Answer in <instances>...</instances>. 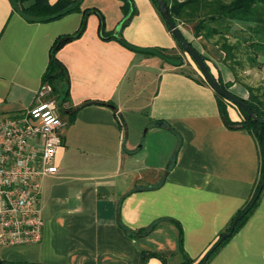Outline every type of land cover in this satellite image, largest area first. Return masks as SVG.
Instances as JSON below:
<instances>
[{
	"label": "crops",
	"instance_id": "1",
	"mask_svg": "<svg viewBox=\"0 0 264 264\" xmlns=\"http://www.w3.org/2000/svg\"><path fill=\"white\" fill-rule=\"evenodd\" d=\"M131 2L136 13L120 31L123 0H83L79 11L46 22L26 20L11 0H0V116L36 104L55 40L76 32L85 10H98L117 34L102 39L92 12L82 36L57 52L69 72L70 100L60 109L59 172L41 180L43 239L0 246V262L140 264L144 252L162 256L147 264L198 262L251 197L260 178L256 137L225 123L194 62L172 66L120 42L183 56L152 1ZM183 33L237 96L249 99L251 83L264 81V53L259 65L238 70L213 37H196L191 26ZM226 102L231 121L242 122L237 105ZM124 113L136 133L147 128L143 144L128 133ZM208 264H264V198Z\"/></svg>",
	"mask_w": 264,
	"mask_h": 264
},
{
	"label": "trees",
	"instance_id": "2",
	"mask_svg": "<svg viewBox=\"0 0 264 264\" xmlns=\"http://www.w3.org/2000/svg\"><path fill=\"white\" fill-rule=\"evenodd\" d=\"M21 5V8L26 16L29 18H39L45 16H51L65 8L72 5L76 0H57L55 3H51V0H17ZM123 12L124 19L120 24V31L124 29L131 21L132 17L136 13L133 8L131 0H123ZM157 8L161 18L166 24L168 30L172 33L178 46L184 51L185 48L178 42L176 36L173 34L167 23L165 22L157 0H151ZM167 7L170 10L173 20L180 27V25H189L193 28L196 37H205L210 39L217 35H226L230 32L234 22L241 23V29L237 36L238 39L243 40L245 46L256 50L257 55L250 57L253 65H259L257 56L260 53H264V0H164ZM79 11L80 6L73 11ZM72 12V11H71ZM95 12L99 15V34L104 40L117 39L115 32H108L106 30L105 18L96 9L85 10L83 19L81 21L78 30L71 34H65L59 36L50 51V58L47 69L43 76V81L49 83L52 87V96L58 101V106L62 110L64 109L65 103L70 100V76L66 66L57 58V52L67 43L79 38L84 33L87 26V17L90 13ZM185 40L196 48L185 36L182 29L180 28ZM221 48L226 53V59L233 60L236 58L235 53H238L239 46L230 44L227 41L221 42ZM197 49V48H196ZM199 51V49H197ZM163 51V50H162ZM200 52V51H199ZM201 53V52H200ZM202 54V53H201ZM255 55V53H254ZM203 58L207 62L208 57L202 54ZM192 61L197 65L201 74L202 71L198 66L197 62L192 56ZM208 64V63H207ZM209 67V65H208ZM210 69V67H209ZM211 71V69H210ZM202 78L203 74L201 75ZM215 77V76H214ZM219 85L229 90L231 83H224L221 77H215ZM205 82L207 80L204 78ZM230 91V90H229ZM251 93V92H250ZM218 98V104L224 118L225 123L228 126L240 125L243 128L248 129L254 134L258 142L261 151V163H260V178L253 190V193L246 205L239 210V212L232 218L229 228L226 234H221L219 240L213 245L211 250L203 256L201 260L195 262L190 258H186L182 264H208L214 256L224 247L230 238L236 234L248 221L250 215L254 212L260 201L261 195L264 191L263 177H264V124L256 123L250 113L243 109L241 106H237L244 115V120L240 123H234L231 121L228 115L227 102L224 97L216 93ZM252 97V98H251ZM249 104L252 111L256 112L259 116L264 118V110L260 108L258 103L255 101V97L251 94L249 99H245ZM179 225V223H178ZM155 226V225H154ZM151 226L145 230H142L141 235H146L154 227ZM180 226V225H179ZM181 230V229H180ZM180 243L183 244L181 237ZM161 256L160 253H149L144 252L141 257L140 264H147L149 257ZM1 264H11L0 262ZM165 264V261H164Z\"/></svg>",
	"mask_w": 264,
	"mask_h": 264
},
{
	"label": "built area",
	"instance_id": "3",
	"mask_svg": "<svg viewBox=\"0 0 264 264\" xmlns=\"http://www.w3.org/2000/svg\"><path fill=\"white\" fill-rule=\"evenodd\" d=\"M52 87L43 83L36 104L19 116H0V246L40 243L41 180L59 172L63 122Z\"/></svg>",
	"mask_w": 264,
	"mask_h": 264
},
{
	"label": "water",
	"instance_id": "4",
	"mask_svg": "<svg viewBox=\"0 0 264 264\" xmlns=\"http://www.w3.org/2000/svg\"><path fill=\"white\" fill-rule=\"evenodd\" d=\"M82 2H83V0H76L69 7L65 8L64 10L60 11L59 13H56V14L51 15V16H45V17H39V18H29L28 16H26L24 14L19 2L17 0H11V3L13 5V8L15 11L20 16L25 18L26 20H30L33 22H46V21H50V20H54V19H57L59 17H62L64 15L70 13L71 11L76 9L77 7H79L82 4ZM157 3L159 5L161 14H162L165 22L167 23V25L169 26V28L171 29L173 34L176 36L178 42L185 48L186 53L188 55L192 56L194 58V60L197 62L198 66L200 67V69L202 71L203 77L207 80V82L215 90V92L218 93L219 95H221L222 97H224L226 100H228L232 104H235L237 106H241L243 109L248 111L256 123L264 124V118L259 116L256 112L252 111L249 107V104L245 101V99L235 95L231 91L226 90L219 85L216 78L214 77V74L210 71L208 64L205 61V59L203 58L202 54L185 40L182 32L180 31V27L173 20L172 15L170 13V10L166 5V2L164 0H157ZM119 40L123 45L130 48L131 50H134V51L140 52V53H147V54L155 55V56L165 60L168 64H170L172 66L179 67V66H182L185 62L184 56L169 55V54H166L165 52H163L157 48H142V47L134 46L123 38H120ZM104 104L114 108V106L112 104H107V103H104ZM120 118L122 119V121H124V117L122 115H120ZM263 184H264V177H263ZM228 235H230V233H227V236Z\"/></svg>",
	"mask_w": 264,
	"mask_h": 264
},
{
	"label": "rangeland",
	"instance_id": "5",
	"mask_svg": "<svg viewBox=\"0 0 264 264\" xmlns=\"http://www.w3.org/2000/svg\"><path fill=\"white\" fill-rule=\"evenodd\" d=\"M189 25H180V28L182 29V31H184L185 33H187V30L189 29ZM239 34V31H236L235 32H229L227 33L226 35H217V36H214L213 37V40L212 42H216V44H218L220 47H221V42L223 41H227L229 42L230 44H233V45H237L239 46V50H238V53H235V56H236V59H233L231 61L232 65H234V67L236 66L238 68V70L241 68L243 69H247V67L249 66H253V62L251 61L250 57H254L257 55V52H255L256 50H251V48L245 46V44L243 43V40H240L237 38ZM255 53V55H254ZM147 54V53H146ZM184 58L188 61V62H193L190 55H188L186 52L183 51V54ZM149 56L153 57V58H157L159 60H162L161 58L155 56V55H152V54H149ZM256 65V63H255ZM197 66V65H196ZM198 68V67H197ZM235 69V68H234ZM186 70H190V68L186 69ZM199 69H197L198 71ZM191 72V71H190ZM199 72V75H202L200 70L198 71ZM192 74H194V71L191 72ZM251 93L250 95L252 94L254 97H255V101L258 103V105L260 106V108H262V110H264V81L262 80H259V79H256L254 80L252 83H251ZM232 91V90H231ZM232 93H235L234 91H232ZM236 95V94H235ZM240 97V96H239ZM252 98V97H251ZM236 106V105H234ZM237 107V106H236ZM59 114H60V117H62V114L63 112L59 110ZM130 114L129 113H124V122H126V124L131 123V126L128 127V133L131 135V137H135L137 135V139L138 141H141L139 142V145L143 144L144 143V140H143V135L146 134V130L147 128L144 127L143 129L139 130V128L137 129V133L134 131V126H133V123L131 122V117L129 116ZM168 166V162L166 163V167ZM264 198V191L261 195V198H260V201L258 203V206L256 207V209L254 210V212L257 210V208L260 206V204L262 203V200ZM254 212L250 215V217L254 214ZM250 219V218H249ZM248 219V220H249ZM227 233V230L226 229H222L220 231V234L218 235V238L216 239V241L209 246V248L206 250V252L204 253V255L207 254V252H209L211 250V248L213 247V245L219 240L221 234H226ZM223 248V247H222ZM221 248V249H222ZM221 251V250H220ZM219 251V252H220ZM218 252V253H219ZM217 253V254H218ZM216 254V255H217ZM215 255V256H216ZM214 256V257H215ZM148 262V261H147Z\"/></svg>",
	"mask_w": 264,
	"mask_h": 264
}]
</instances>
